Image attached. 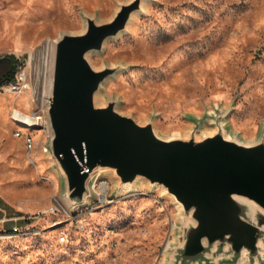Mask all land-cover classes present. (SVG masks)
Instances as JSON below:
<instances>
[{
	"label": "rangeland",
	"instance_id": "obj_1",
	"mask_svg": "<svg viewBox=\"0 0 264 264\" xmlns=\"http://www.w3.org/2000/svg\"><path fill=\"white\" fill-rule=\"evenodd\" d=\"M127 1L0 0V57L14 64L9 78L32 54L31 85L40 86L42 46L82 33L86 17L109 20ZM47 57L46 89L52 50ZM86 58L93 69L117 68L95 104L114 100L119 113L151 121L162 137L201 136L219 126L245 144L264 139V0H143L125 30ZM6 86L0 83V195L16 216L46 211L25 228L17 224L15 235H0V264H170L185 222L174 200L142 179L114 190L115 180L102 172L92 180L96 191L107 183L102 200L90 192L84 205H67L62 176L46 153L47 125L28 129L10 112L27 113L31 92L16 97ZM54 201L58 210L48 208ZM206 264L221 263L210 257ZM255 264H264V248Z\"/></svg>",
	"mask_w": 264,
	"mask_h": 264
},
{
	"label": "water",
	"instance_id": "obj_2",
	"mask_svg": "<svg viewBox=\"0 0 264 264\" xmlns=\"http://www.w3.org/2000/svg\"><path fill=\"white\" fill-rule=\"evenodd\" d=\"M143 0L118 5L104 22L85 18L80 34H63L53 45L47 87L48 158L62 176V197L71 207L89 197L88 179L109 172L114 190L142 179L160 186L179 206L185 222L170 264H247L264 248V139L245 144L221 127L208 134L162 137L151 121L137 122L95 104V94L117 68L93 69L87 54L125 30ZM12 71L0 57V83Z\"/></svg>",
	"mask_w": 264,
	"mask_h": 264
},
{
	"label": "built area",
	"instance_id": "obj_3",
	"mask_svg": "<svg viewBox=\"0 0 264 264\" xmlns=\"http://www.w3.org/2000/svg\"><path fill=\"white\" fill-rule=\"evenodd\" d=\"M31 55L28 54L26 66L22 65L23 68H21V65L19 64L16 70L15 75L12 76V78H9L6 80L7 86L5 87L6 91L10 94L17 96H21L23 94H26V90H29L32 95V105H30V109L27 113L14 109L10 110V112L15 113L17 115L21 116H26V121L30 122H37L40 124H44L45 126L47 125L46 123V111H41V97L45 96L46 93V83L45 85L42 86H31L30 82V67H31ZM44 84V83H43ZM45 88V91H44ZM23 136V135H21ZM30 153V152H29ZM29 158V162L31 163V159ZM90 182V185H89ZM98 191H96V184L92 183V180L88 179V186H89V191L95 193L99 200H102L107 191V183L105 182H100L98 183ZM101 185L106 186V189H101ZM61 207V204L57 201H54L48 208H56L58 210ZM44 213V210L37 211L35 214H27L24 213L21 216H16L12 217L11 220L16 222L18 220H22L24 222H29L31 219L34 217L40 216ZM18 225H13L9 230H3L0 231L1 237H7L8 235L14 234V227H17ZM27 226V225H24ZM29 226V225H28ZM60 239H63L61 236Z\"/></svg>",
	"mask_w": 264,
	"mask_h": 264
},
{
	"label": "bare ground",
	"instance_id": "obj_4",
	"mask_svg": "<svg viewBox=\"0 0 264 264\" xmlns=\"http://www.w3.org/2000/svg\"><path fill=\"white\" fill-rule=\"evenodd\" d=\"M50 45H51L50 43H46L44 46H42L40 48L41 50L39 49L40 50V54L42 56V59H44L43 68H42V70H43V78H42V83H41L42 86L45 85V83H46V79H44V72H45V68H46V70L48 69V64H47L48 63V57L47 56H48L49 51L52 50V47H53V46L50 47ZM45 60H46L47 63L45 62ZM45 64H47L46 67H45ZM36 78H38V77H36ZM30 82H31V74H30ZM44 91H45V88H44ZM43 99L44 98L41 99V102H43ZM43 111H45V110H43ZM12 117H13V119H15L16 117L20 118L22 120V122H18L16 120H14V121L18 122L19 125H23V127H27L28 129H31V128L32 129H41L42 125H44V124H40V123H37V122L26 121V116H21V115L17 116V114H15V113H13ZM19 134H20L19 131L14 132V135H16V136H18ZM26 136H27L26 139H25L26 147H27V149H31V145L33 144V141L29 138L30 136L28 134H26ZM44 211H46V210H44ZM11 235H15V234H11ZM8 236H10V235H8Z\"/></svg>",
	"mask_w": 264,
	"mask_h": 264
},
{
	"label": "crops",
	"instance_id": "obj_5",
	"mask_svg": "<svg viewBox=\"0 0 264 264\" xmlns=\"http://www.w3.org/2000/svg\"><path fill=\"white\" fill-rule=\"evenodd\" d=\"M16 217V214L13 212H10L9 209L5 206L4 200L2 199L0 195V231L3 230H9L13 225L19 224V227H26L24 225H27V222H24L22 220H18L16 222L12 221L11 218ZM18 227H14V232L17 231ZM19 229V228H18Z\"/></svg>",
	"mask_w": 264,
	"mask_h": 264
},
{
	"label": "flooded vegetation",
	"instance_id": "obj_6",
	"mask_svg": "<svg viewBox=\"0 0 264 264\" xmlns=\"http://www.w3.org/2000/svg\"><path fill=\"white\" fill-rule=\"evenodd\" d=\"M10 63L12 64V71H13V68H14L13 65H14V64H13V62H12L11 60H10ZM10 73H11V72L5 74V75L2 77V82H1V83L5 82V81L9 78Z\"/></svg>",
	"mask_w": 264,
	"mask_h": 264
}]
</instances>
